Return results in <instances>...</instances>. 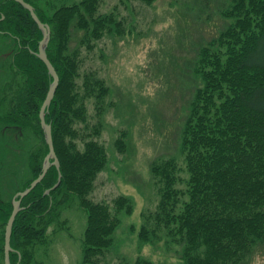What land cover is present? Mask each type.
I'll return each instance as SVG.
<instances>
[{
  "label": "trees",
  "instance_id": "trees-1",
  "mask_svg": "<svg viewBox=\"0 0 264 264\" xmlns=\"http://www.w3.org/2000/svg\"><path fill=\"white\" fill-rule=\"evenodd\" d=\"M25 1L50 27L46 53L59 81L45 120L51 125L61 178L45 193L58 177L52 164L22 197L23 208L11 225L9 263L38 264L35 249L47 239L57 206L75 197L86 213L79 264H100L113 245L119 213H131L133 200L119 194L112 199L111 210L108 203L89 196L108 157L97 138L100 119L85 135H80L78 124L90 128L86 100L94 97L99 108L109 88L96 70L82 66L83 51H92L105 32L120 34L123 28L113 12H96L100 0L61 4L51 12L41 5L49 1ZM219 13L224 25L198 44L184 62L187 66L178 67L189 77L184 109L178 107L183 114L176 123L186 187L176 185L181 177L174 155L154 160L150 169L158 182L159 200L155 210L142 214L138 230L142 243L163 236L176 245L182 264H250L255 255H264V0H227ZM0 38L4 43L0 68L6 73L0 81V186L18 182L7 190L6 198L0 188L3 264L10 198L38 175L48 152L39 109L52 77L37 56L42 32L16 0H0ZM116 145L124 150L122 138ZM19 153L28 172L23 179L15 165ZM134 264L155 263L139 256Z\"/></svg>",
  "mask_w": 264,
  "mask_h": 264
},
{
  "label": "rangeland",
  "instance_id": "rangeland-1",
  "mask_svg": "<svg viewBox=\"0 0 264 264\" xmlns=\"http://www.w3.org/2000/svg\"><path fill=\"white\" fill-rule=\"evenodd\" d=\"M45 1L49 2L40 4L51 12L61 4L78 0ZM226 2L100 0L96 12H113L123 31L120 34L105 32L95 40L92 51H83L82 66L96 70L109 88L99 108L94 97L86 100L90 128L78 124L83 131L80 135H85L92 122L100 119L97 138L108 157L94 179L89 196L108 203L111 210L112 199L119 194L133 200L131 213H119L113 245L105 251L100 264H134L139 256L155 264H182L176 245L166 242L163 236L154 243H142L138 230L143 221L142 214L155 210L159 200L158 182L150 169L154 160L174 155L181 177L176 185L186 187L188 174L179 150L176 123L183 114L182 111L178 113V107L184 109L183 92L189 77L179 68L187 66L184 62L195 54L198 44L215 35L224 25L219 9ZM81 32V29L76 31L73 44ZM2 44L0 38V47ZM1 51L4 50L0 48ZM3 61L1 52L0 63ZM5 76L0 68V81ZM118 138L123 139L124 150L117 148ZM19 154L15 157V165L23 179L28 172L25 158ZM17 183L0 186L2 197L6 198L7 190ZM57 207V216L48 227L47 239L36 246L34 257L38 264H79L85 210L75 197ZM250 264H264V255H255Z\"/></svg>",
  "mask_w": 264,
  "mask_h": 264
},
{
  "label": "water",
  "instance_id": "water-1",
  "mask_svg": "<svg viewBox=\"0 0 264 264\" xmlns=\"http://www.w3.org/2000/svg\"><path fill=\"white\" fill-rule=\"evenodd\" d=\"M16 1L19 2L24 8H26L29 11L31 17L37 23L39 29L42 32V38L40 39L39 45H38L37 56L45 63L47 71L52 77V80L49 83V87L46 92L45 98L39 109L40 125L44 133L45 142L48 146V152L44 156V159L41 165V171L38 173V175L30 181L28 186H26L25 188L21 190L16 191L15 193L12 194L10 198L11 209H10L9 215L6 219V222L4 224V229H3V244H2L3 264H10L8 254H9V251L11 250V247L9 245L11 225H12L13 219H15L17 212L23 208V205H21L22 197L26 195L36 185V183L39 182L43 178L47 169L52 164L55 165V167L58 170V177H57L56 182L49 189L45 190V193H48L51 188H55L58 185L60 178H61V173L59 171V161L56 157L54 146H53V141H52L51 125L45 120V113L47 111V107L49 106L51 102V99L54 95V92L57 88L58 81H59L58 74L53 64L50 62L49 58L47 57V53H46V45L50 37V27L48 23L43 22L39 19L32 4H30L29 2L25 0H16Z\"/></svg>",
  "mask_w": 264,
  "mask_h": 264
}]
</instances>
